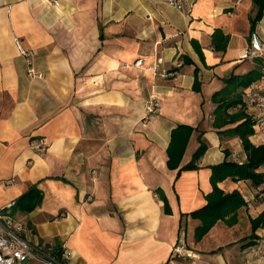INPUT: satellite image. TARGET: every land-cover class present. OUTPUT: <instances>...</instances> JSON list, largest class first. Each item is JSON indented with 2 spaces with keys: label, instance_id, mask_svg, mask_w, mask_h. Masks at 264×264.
<instances>
[{
  "label": "crops",
  "instance_id": "crops-1",
  "mask_svg": "<svg viewBox=\"0 0 264 264\" xmlns=\"http://www.w3.org/2000/svg\"><path fill=\"white\" fill-rule=\"evenodd\" d=\"M255 12L252 0H186L184 11L167 0H0V208L33 187L43 193L32 212L10 209L30 245L65 248L68 264H264V229L251 237L264 184L219 183L247 206L200 242L190 216L207 204L212 166L247 162L235 128L252 119L238 108L245 91L264 85V51L242 60L254 34L264 49V17L251 31ZM216 31L226 45H214ZM30 62L42 79L28 77ZM251 72L261 77L239 86ZM225 87L219 102L240 103L216 118L213 96ZM151 96L160 108L148 117ZM178 125L196 129L181 168L201 140L207 146L198 168L179 176L167 165ZM183 237L194 258L174 253Z\"/></svg>",
  "mask_w": 264,
  "mask_h": 264
},
{
  "label": "trees",
  "instance_id": "trees-1",
  "mask_svg": "<svg viewBox=\"0 0 264 264\" xmlns=\"http://www.w3.org/2000/svg\"><path fill=\"white\" fill-rule=\"evenodd\" d=\"M252 1L256 8L254 16L250 18L251 31L253 32L264 17V0ZM227 41L228 36H225L222 32L216 31L213 35V42L216 47H219L217 45L219 43H224L226 45ZM184 60L185 62H192L187 58H184ZM257 77H261V74L258 75L257 72H251L245 76L244 81L241 82L239 86L248 87ZM199 84L198 72H196L194 86L197 87ZM227 92L228 88L225 87L213 96V101L218 104L216 118L219 113L223 112V115L228 109L240 103L238 101L234 103L227 102L226 99L225 102H219L220 98L225 96ZM230 119L233 120V117ZM225 123L230 122L227 121ZM253 125L254 119L247 118L235 128L236 135L241 139L244 151L247 155V162L238 164L225 161L222 164L211 167L212 175L210 181L213 189L207 196V204L203 208L190 214L192 219L199 221L194 232L196 242H200L219 222H228L229 225L236 223L238 211L247 206V202L242 194L238 191L225 193L219 187V183L227 179H233L234 181H251L256 187H260L264 184V173L260 172V168L264 167V146L256 147L250 142L249 138L253 134ZM195 130V128L189 125H178L172 131L171 141L167 150V165L170 170H178V176L183 171L197 169L199 160L206 153L207 146L201 140L200 147L195 152L192 161L187 166L183 168L180 167L187 145ZM160 197L165 203V212L169 214L170 208L164 194L161 193ZM42 202L43 193L37 187H33L15 202L13 211L29 213L38 208ZM251 225V237L256 238L255 233L259 229H264V211L257 218L251 220Z\"/></svg>",
  "mask_w": 264,
  "mask_h": 264
},
{
  "label": "built area",
  "instance_id": "built-area-1",
  "mask_svg": "<svg viewBox=\"0 0 264 264\" xmlns=\"http://www.w3.org/2000/svg\"><path fill=\"white\" fill-rule=\"evenodd\" d=\"M55 6H59L60 0H49ZM186 0H167L168 4L172 7L184 11ZM17 47L21 55L30 58L32 55L25 50L19 42ZM264 49L261 42L257 39L256 35L252 36V44L249 50L242 56V60L258 58L262 55ZM136 67L143 65V60L139 59L134 64ZM156 75L161 78H168L172 76L167 71L159 72L157 68H153ZM29 78L42 79L44 75L37 72L29 63L28 68ZM160 104L159 99L156 96H151L146 103V113L152 116L159 111ZM240 110H247L252 112V118L254 119L253 134L250 136V142L258 147L264 146V85L259 87L257 84L251 85L246 91L244 96V102L239 105ZM145 123V122H144ZM146 126V124H144ZM37 150L44 151L46 144L42 141L36 146ZM13 205H9L4 208H0V264H23L29 258L36 260L41 264H68L71 260V253L63 248L59 254H52L48 252H38L35 247L29 244L25 238L26 225L16 219L10 209ZM174 253L180 256H187L194 258L190 252L187 251L185 237H183L178 245L174 248ZM255 255H260V252H254Z\"/></svg>",
  "mask_w": 264,
  "mask_h": 264
}]
</instances>
